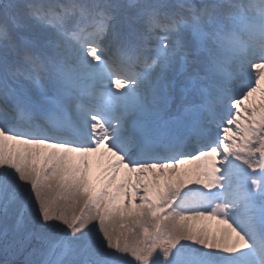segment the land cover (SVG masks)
I'll use <instances>...</instances> for the list:
<instances>
[{
  "label": "snow or ice",
  "instance_id": "snow-or-ice-1",
  "mask_svg": "<svg viewBox=\"0 0 264 264\" xmlns=\"http://www.w3.org/2000/svg\"><path fill=\"white\" fill-rule=\"evenodd\" d=\"M0 264H264V0H0Z\"/></svg>",
  "mask_w": 264,
  "mask_h": 264
}]
</instances>
